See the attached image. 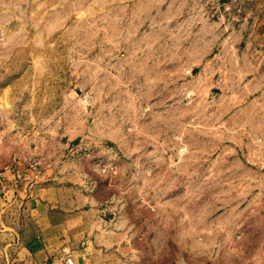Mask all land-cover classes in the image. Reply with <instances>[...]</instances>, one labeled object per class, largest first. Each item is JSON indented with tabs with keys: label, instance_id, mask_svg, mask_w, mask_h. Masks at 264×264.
Returning <instances> with one entry per match:
<instances>
[{
	"label": "rangeland",
	"instance_id": "rangeland-1",
	"mask_svg": "<svg viewBox=\"0 0 264 264\" xmlns=\"http://www.w3.org/2000/svg\"><path fill=\"white\" fill-rule=\"evenodd\" d=\"M246 9L0 0V264L49 222L59 264H264V46Z\"/></svg>",
	"mask_w": 264,
	"mask_h": 264
},
{
	"label": "crops",
	"instance_id": "crops-1",
	"mask_svg": "<svg viewBox=\"0 0 264 264\" xmlns=\"http://www.w3.org/2000/svg\"><path fill=\"white\" fill-rule=\"evenodd\" d=\"M246 3V15L253 18L254 26L258 32L262 45L264 46V0H240ZM34 206L38 207V203ZM56 223V222H55ZM60 224L51 225L49 222L43 228L42 237L35 241L30 248H23V255L25 260L21 262H12L11 264H59L58 260L55 259L57 247L61 244L62 236H54L59 228ZM8 264V263H4ZM87 264H104V263H87Z\"/></svg>",
	"mask_w": 264,
	"mask_h": 264
},
{
	"label": "built area",
	"instance_id": "built-area-1",
	"mask_svg": "<svg viewBox=\"0 0 264 264\" xmlns=\"http://www.w3.org/2000/svg\"><path fill=\"white\" fill-rule=\"evenodd\" d=\"M61 264H75V260L73 257L69 256L62 260Z\"/></svg>",
	"mask_w": 264,
	"mask_h": 264
}]
</instances>
